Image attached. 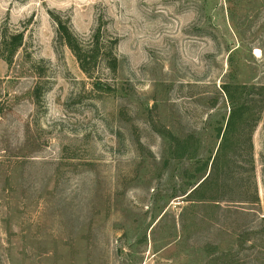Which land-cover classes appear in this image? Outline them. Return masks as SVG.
I'll list each match as a JSON object with an SVG mask.
<instances>
[{
	"label": "rangeland",
	"instance_id": "1",
	"mask_svg": "<svg viewBox=\"0 0 264 264\" xmlns=\"http://www.w3.org/2000/svg\"><path fill=\"white\" fill-rule=\"evenodd\" d=\"M261 88L264 0H0V264H264V110L201 184Z\"/></svg>",
	"mask_w": 264,
	"mask_h": 264
},
{
	"label": "trees",
	"instance_id": "2",
	"mask_svg": "<svg viewBox=\"0 0 264 264\" xmlns=\"http://www.w3.org/2000/svg\"><path fill=\"white\" fill-rule=\"evenodd\" d=\"M52 17L57 23L58 35L61 41L75 55L83 72H85L89 78L94 79L95 85L97 87H100L101 82L98 79V77L96 78L94 76L93 74L94 69H96V66L98 65V63L103 61L107 63V66L111 71L116 72L119 60L116 54L114 53V47L117 44V39L112 40L111 47L109 45H106V49L109 50L108 52H103V49L100 43V31L99 30L93 35L91 42L89 43L83 42L80 38L77 37L76 34H74L70 26L68 25L67 21L62 20L61 18L57 16L54 17V14H52ZM10 42L12 43L13 51L11 52L12 55L10 56V58H4L7 62H10L13 54L17 51V49L22 47L24 43V31L12 36ZM105 54H108V55H105ZM41 88L42 87H40L39 85L35 88V95L38 101L42 96ZM261 89L264 91V88H261ZM225 93L231 104V110H230V114L228 118L227 127L224 133L223 141L219 148V155L215 157V160L213 162V173L211 172L201 184H203L206 181L207 182L213 181L215 170H216L215 168H218L219 160L221 157L220 151L226 148L228 143L232 141L231 140L232 133L236 129L237 125L241 126L243 128V131H246L247 129L246 125L248 123V120H249V124H248L249 129L246 131V136H248V138L244 139L243 143L242 142L239 143L238 146L241 145L243 147L245 145L247 149L252 148L253 146L252 133L256 129V126L258 125V122L260 120V115L262 111L264 110V99L260 100V102L261 101L263 102L259 103V105L257 106L259 101L256 100L254 96H252V100L255 102V105H250L246 101H241V100L238 101L235 98L233 92L228 89H225ZM253 168H254V165H253ZM254 199L258 200L259 198L257 195H255Z\"/></svg>",
	"mask_w": 264,
	"mask_h": 264
}]
</instances>
